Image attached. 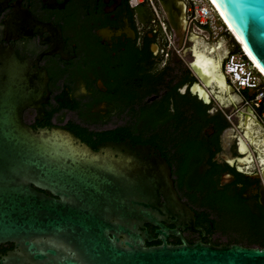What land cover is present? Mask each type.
Instances as JSON below:
<instances>
[{"label":"flooded vegetation","instance_id":"flooded-vegetation-1","mask_svg":"<svg viewBox=\"0 0 264 264\" xmlns=\"http://www.w3.org/2000/svg\"><path fill=\"white\" fill-rule=\"evenodd\" d=\"M152 2L0 0V47L44 76L22 121L69 131L94 151L160 156L184 206L175 213L187 244L264 249V126L224 74L232 47L192 32L181 44L168 38ZM12 250L0 245V259Z\"/></svg>","mask_w":264,"mask_h":264},{"label":"water","instance_id":"water-1","mask_svg":"<svg viewBox=\"0 0 264 264\" xmlns=\"http://www.w3.org/2000/svg\"><path fill=\"white\" fill-rule=\"evenodd\" d=\"M156 1L181 44L190 34L183 0ZM214 2L264 72V0ZM43 87V74L0 47V245H13L0 264H264V249L185 242L175 213L184 206L160 156L136 161L25 125L22 112L37 107ZM146 225L159 245H146L154 241Z\"/></svg>","mask_w":264,"mask_h":264},{"label":"built area","instance_id":"built-area-1","mask_svg":"<svg viewBox=\"0 0 264 264\" xmlns=\"http://www.w3.org/2000/svg\"><path fill=\"white\" fill-rule=\"evenodd\" d=\"M131 7L147 3L153 6L152 0H129ZM185 4L186 32L203 35L212 40L228 36L233 44L232 50L224 61V74L236 92L243 98V106L255 114L264 126V77L255 63L246 55L244 48L237 43L210 0H183ZM163 31H167L164 20L159 21ZM171 38L173 34L166 35ZM250 56V55H249Z\"/></svg>","mask_w":264,"mask_h":264},{"label":"bare ground","instance_id":"bare-ground-1","mask_svg":"<svg viewBox=\"0 0 264 264\" xmlns=\"http://www.w3.org/2000/svg\"><path fill=\"white\" fill-rule=\"evenodd\" d=\"M210 1L213 2V4L215 5V7H216L218 13H219L220 15H222L220 9H219V8L217 7V5L215 4L214 0H210ZM222 17H223L225 23H227L223 15H222ZM226 25H228V23H227ZM228 27H229V25H228ZM228 29L232 32V30H231L230 27H229ZM232 35H233L234 40H235L237 43H239L238 39L234 36L233 32H232ZM194 39L200 40V39H198V38H194ZM194 39H193V42H194ZM221 42H222V41H221ZM239 44H240V43H239ZM244 50H245V49H244ZM245 53H246V51H245ZM193 54H194V53H193ZM246 55H248V53H246ZM248 57H249V58L255 63L256 67L259 69V71L262 73V75H263V77H264V72L260 69V67L257 65V63H256V62H255V61H254L249 55H248ZM194 58L196 59V56H195V55H194ZM194 65H195V67L198 69V71L200 72L201 75L206 74V76L208 77L207 72L204 71V70H203V69L197 64V62L194 61ZM204 78H205V77H204ZM212 78H213V77H212ZM206 79H207L208 81L211 80L209 77L206 78ZM213 79L216 80V78H213ZM207 80H206V81H207ZM208 83H209V82H208ZM259 154H260V153H259Z\"/></svg>","mask_w":264,"mask_h":264},{"label":"rangeland","instance_id":"rangeland-1","mask_svg":"<svg viewBox=\"0 0 264 264\" xmlns=\"http://www.w3.org/2000/svg\"><path fill=\"white\" fill-rule=\"evenodd\" d=\"M137 11L138 12H142L141 9H139V8L137 9ZM222 39L225 41V43L227 42L228 45H231V46H234L235 45V44H233V42L231 41V39L228 36H223Z\"/></svg>","mask_w":264,"mask_h":264},{"label":"trees","instance_id":"trees-1","mask_svg":"<svg viewBox=\"0 0 264 264\" xmlns=\"http://www.w3.org/2000/svg\"><path fill=\"white\" fill-rule=\"evenodd\" d=\"M46 194H48V193H46ZM153 230H154L153 228L149 230V233H151L152 235H154V234H153ZM154 243H155V244H159V241L157 240V241H155V242L146 243V245H151V244H154Z\"/></svg>","mask_w":264,"mask_h":264}]
</instances>
